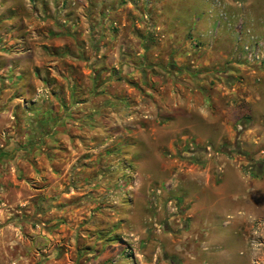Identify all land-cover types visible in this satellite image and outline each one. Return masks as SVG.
I'll return each instance as SVG.
<instances>
[{
	"label": "rangeland",
	"instance_id": "rangeland-1",
	"mask_svg": "<svg viewBox=\"0 0 264 264\" xmlns=\"http://www.w3.org/2000/svg\"><path fill=\"white\" fill-rule=\"evenodd\" d=\"M56 1L0 0V264H264V60L241 52L264 43V0L75 5L79 32ZM24 17L98 37L87 88L63 55H33L34 74L15 55Z\"/></svg>",
	"mask_w": 264,
	"mask_h": 264
},
{
	"label": "crops",
	"instance_id": "crops-1",
	"mask_svg": "<svg viewBox=\"0 0 264 264\" xmlns=\"http://www.w3.org/2000/svg\"><path fill=\"white\" fill-rule=\"evenodd\" d=\"M42 3H43V8L44 9L47 8V6L45 5V3L43 1H42ZM120 3H121V6L124 7V8H120V9L121 10L123 9L122 11H125V12L127 11L126 9H128V8L134 9L133 7H135V6H132L131 4H128L127 0H57L56 1L57 8H60V7H63V9L67 8V10L62 13V18H60L61 23H63V25H65L66 28L69 25H72V21H70L71 20L70 18L69 19L65 18L66 17L65 15H68V11L71 12L70 9H73V6H75V5L81 6V8H88L91 10L101 8L102 6H104V7L110 6V8L113 11H115V10H117V8H119ZM140 5L141 4H139V1H136V6H138V8L142 7ZM134 10H136V11H132V12H134L136 15L135 17H137V19H139L141 17L140 16V10H138V9H134ZM71 13H74V12H71ZM36 14H37V16L39 15L38 13H36ZM80 18H82V15L80 16ZM80 21H81V24H83V26L86 23H88V21L86 19L85 20L80 19ZM112 22L113 21H112L111 16H110L109 19H107L103 23H105L106 27H107L108 26L107 24H111ZM13 23H14V25L17 24L16 21H14ZM19 24L26 25V29H25L26 33H25V36L23 38L24 39V46H23V48H20V46H22V45H20V39L14 40V46H13V48L15 49L14 52H15V55L18 57H28V60H30V63L27 61L28 62L27 64H29V67H30L29 69H30V71H32L33 74L36 73L35 71H36L37 67L41 66V63L38 60H36V59L32 60L31 57L33 55L37 56V54L39 52L42 55L45 53H48L49 56H51L50 58H53V57H56L59 55H63L64 57L61 58L62 61L60 62L58 68H60V71L62 73L66 74V76H65L66 79L64 80V84L66 83L65 81L68 79L74 85V87L79 86L80 88H87L88 82H85L86 84L83 85L82 84L83 82L81 81L80 75H79L81 67L83 68V66L87 65L86 66V68H87L88 65H92L93 63H95V62H91V64L90 63L88 64V61L84 58V55H87V52L89 50L87 44H89L90 47H92V54L96 53L98 55L97 57H101V56L104 57V56H106V54H108L106 52L107 51L106 48H104V49L97 48L95 46V44H91V43L98 41L97 36H94L93 34H92V36L90 34H87L84 36H80V35L76 36L75 32H77V31L79 32L80 28H81L79 23H77L78 26H76V24L72 25L73 26L72 29L75 30V32L70 37L67 35L66 36L65 35L64 36L63 35L62 36L57 35L54 37H50V35H48V34L40 33L38 30H36L34 27H32V24L40 25L41 23L35 22L33 18L27 19L26 17H24V18L20 19ZM98 26H102L101 23H99ZM106 27H104V28H106ZM72 37L75 39V41L72 39ZM100 40L102 41V39H100ZM69 42H72L73 44L70 45ZM76 42H78V43H76ZM103 67H105V65L99 64L93 68L95 69V71H98L99 69H103ZM15 70H16V75H19L20 69L17 67ZM88 71H90V69ZM32 84H33V81L30 85H32ZM48 87L52 88L51 86H48ZM66 87H67V85H66ZM60 92H61V88H60ZM68 98H70V97H68ZM87 99L88 100L86 101V105H89V106L93 105L94 102L92 101V99H89V98H87ZM32 101H34V100L33 99L29 100V103H32ZM63 103H66V102H63ZM69 109H70V111L74 110L73 107L72 108L69 107L67 109V111H69ZM47 111L48 110H46L44 112V114L42 113L43 116L42 115L40 116L42 120L43 119L46 120V118L49 119L48 115H50V114ZM101 111H103V110H100L98 112H96V111L91 112L90 118L92 119V116H93L94 120L105 122L106 118L105 117L103 118L102 114L100 113ZM60 112L53 111L51 113V115L53 118H56L58 121H65V122L74 121L75 123L73 125L80 124V122L83 120L84 115H85V113L76 114V115L74 113H72L73 115H71V113H65V114L63 113L62 115H60ZM24 114L26 115L27 113L24 112ZM55 114H57V115H55ZM44 116H46V117L43 118ZM74 119H76V120H74ZM68 127H69V125H68ZM46 131L47 132H44L43 134H45V137L47 138L52 133L50 132V130H46ZM64 132H65L64 129H62L61 133H64ZM61 133H56L55 136L60 137L61 139L68 136L67 135L68 133L67 134H61ZM66 141H68V140H66ZM108 177H106L105 179H108Z\"/></svg>",
	"mask_w": 264,
	"mask_h": 264
},
{
	"label": "built area",
	"instance_id": "built-area-1",
	"mask_svg": "<svg viewBox=\"0 0 264 264\" xmlns=\"http://www.w3.org/2000/svg\"><path fill=\"white\" fill-rule=\"evenodd\" d=\"M241 52L247 62L260 64L264 60V43L254 42L253 46L242 45Z\"/></svg>",
	"mask_w": 264,
	"mask_h": 264
}]
</instances>
